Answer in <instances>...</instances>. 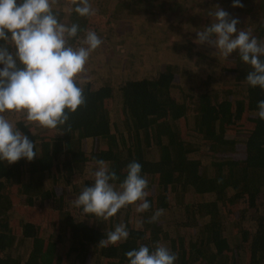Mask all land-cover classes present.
I'll return each mask as SVG.
<instances>
[{
  "label": "trees",
  "instance_id": "trees-1",
  "mask_svg": "<svg viewBox=\"0 0 264 264\" xmlns=\"http://www.w3.org/2000/svg\"><path fill=\"white\" fill-rule=\"evenodd\" d=\"M90 2L89 17L77 16L72 0L55 4L63 22L102 40L93 52L103 62L77 78L85 103L55 129L30 132L22 113L4 114L39 151L30 162H0V264H127L126 251L156 241L177 254L175 264H264V121L256 115L264 91L247 85L249 66L235 52L193 42L215 6L264 41V0ZM110 42L120 46L105 55ZM97 159L120 179L138 161L149 210L132 204L103 220L74 207ZM120 222L127 240L99 245Z\"/></svg>",
  "mask_w": 264,
  "mask_h": 264
},
{
  "label": "clouds",
  "instance_id": "clouds-1",
  "mask_svg": "<svg viewBox=\"0 0 264 264\" xmlns=\"http://www.w3.org/2000/svg\"><path fill=\"white\" fill-rule=\"evenodd\" d=\"M55 4L56 0H0V162L12 164L21 158L30 162L39 151L37 142L5 113H22L23 125L31 132V125L47 129L65 125L69 114L85 103L77 78L86 72L90 55L102 40L94 30L63 22L62 10ZM231 4L242 7L241 0ZM72 5L79 17L95 14L90 0H72ZM208 15L210 23L196 31L193 42L214 46L224 57L235 52L249 66L244 77L247 85L264 91V41L237 28L238 18L219 6ZM256 115L264 121V99L257 101ZM141 167L138 161H130L120 179L103 159L95 160L91 183L81 185L73 206L84 216L103 220L132 204L137 213L148 211V180ZM162 212L155 210L148 222H156ZM128 236L127 226L120 222L98 244L114 246ZM124 255L127 264H175L177 260V254L159 241L140 244Z\"/></svg>",
  "mask_w": 264,
  "mask_h": 264
},
{
  "label": "rangeland",
  "instance_id": "rangeland-1",
  "mask_svg": "<svg viewBox=\"0 0 264 264\" xmlns=\"http://www.w3.org/2000/svg\"><path fill=\"white\" fill-rule=\"evenodd\" d=\"M118 42H115V43H113V42H110L109 44H108V46L106 47V50H105V55H107V54H109V53H116V51L118 50L117 48H118V46H120L119 45V43H118V46H116V44H117ZM134 43H137V44H134L133 45V47H138V46H140L139 44H138V41L137 40H135L134 41ZM132 53L134 54V55H137V54H139V52H137V51H133L132 50V52H131V55H132ZM110 56V59H106V60H104V62H105V64H106V66H108V64H110V67H111V69L113 68V66L115 65V63H114V60H113V54L112 55H109ZM97 61H102L103 62V59L102 58H100L99 56H98V53H95V52H93L92 53V55L90 56V58H89V61L87 62V64L86 65H89L88 67H90V66H94V65H96L97 63ZM110 62V63H109ZM96 63V64H95ZM116 66V65H115ZM106 70H108V69H106ZM128 72V70H122V73H127ZM91 141H89V143H90Z\"/></svg>",
  "mask_w": 264,
  "mask_h": 264
}]
</instances>
